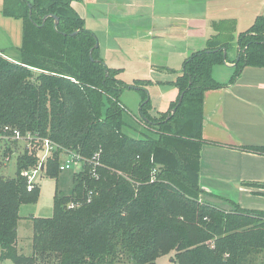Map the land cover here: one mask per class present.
I'll return each mask as SVG.
<instances>
[{"label":"trees","instance_id":"1","mask_svg":"<svg viewBox=\"0 0 264 264\" xmlns=\"http://www.w3.org/2000/svg\"><path fill=\"white\" fill-rule=\"evenodd\" d=\"M75 1H3L4 14L26 26L18 58L0 51V129L9 126L40 140L19 153L17 143L0 140V261L156 264L173 254L174 264H264L263 211L232 203L225 212L199 200L203 94L221 86L211 71L224 64L230 46L191 53L173 83L177 98L152 135L136 129L129 135L120 96L133 89L141 94L134 118L139 125L151 111L148 93L126 85L105 65L96 37L72 7ZM236 37V69L264 67V15ZM42 139L56 147L43 162V176L58 179L62 151L84 162L67 193L56 188L52 215L30 218L31 254L25 256L17 247L19 209L37 200L39 187L28 192L20 172L38 164ZM241 148L264 155V147ZM10 154L16 158L13 176L2 165ZM70 202L78 206L69 209Z\"/></svg>","mask_w":264,"mask_h":264},{"label":"crops","instance_id":"2","mask_svg":"<svg viewBox=\"0 0 264 264\" xmlns=\"http://www.w3.org/2000/svg\"><path fill=\"white\" fill-rule=\"evenodd\" d=\"M72 7L118 79L156 96L154 116L176 100L173 83L191 53L233 43L264 14V0H76ZM211 76L221 86L203 94L199 200L225 212L232 203L264 212V155L241 148L264 147V67L227 62Z\"/></svg>","mask_w":264,"mask_h":264},{"label":"rangeland","instance_id":"3","mask_svg":"<svg viewBox=\"0 0 264 264\" xmlns=\"http://www.w3.org/2000/svg\"><path fill=\"white\" fill-rule=\"evenodd\" d=\"M3 7V5L0 6V51L8 57L18 58L17 49L22 43V32L26 26V22L21 18L7 16L3 12ZM225 45L230 46L229 50H232L233 56L230 61L224 59V64L228 62L229 64L232 63L235 66L239 56L237 37L233 43H225L222 47ZM150 92L151 91L148 88L147 93L149 105L152 109L155 104L156 96ZM122 95L123 96L120 98V102L126 108L124 119L126 123L132 127L126 129L125 132L129 135H137V133H135L136 129L138 131H143L148 135H152L151 131L155 128L156 124L160 122L162 116L149 114L145 121H142L143 123L139 125L136 124L134 118L138 116L141 94L137 90H124ZM25 144L26 143L24 141L18 142L16 152L19 153L24 148ZM14 156L15 154L12 155L8 164L3 165V171L7 174V176L14 175L16 159ZM77 168L78 166H75L72 170L61 173L57 180L43 175H40L37 178V185L39 187L37 200L34 203L22 205L19 209L20 219L17 226V244L18 251L21 254L25 256L31 254L32 222L30 218H49L52 215L53 196L56 188L62 194L67 193L69 188L72 186L73 174L78 172ZM172 255L173 254H164L158 258L156 264H174L169 262ZM0 264L14 263L9 260H2L0 261Z\"/></svg>","mask_w":264,"mask_h":264},{"label":"built area","instance_id":"4","mask_svg":"<svg viewBox=\"0 0 264 264\" xmlns=\"http://www.w3.org/2000/svg\"><path fill=\"white\" fill-rule=\"evenodd\" d=\"M0 140L2 142H13L17 143L24 141L27 147H29V143L31 141H38L40 140L35 135H31L29 133L22 134L19 130L16 128H12L9 126H5L0 129ZM42 154L40 156V160L38 164L33 167L26 170H22L20 172V177L24 178L26 180L27 184V191L31 192L37 185V178L41 175L42 176V168L43 162L46 161V159L50 156L52 150L55 147V145L49 141L48 139H42ZM12 155H6L2 160V165H6L11 160ZM84 162V159L80 156L70 152V151H62L61 154V163L59 165V172L64 173L67 171L72 170L75 166H78V171L81 169V165ZM91 175H94V171H91ZM38 186V185H37ZM91 195V194H90ZM90 195L88 198V201L90 199ZM78 206L75 202L68 203L67 207L69 209H74Z\"/></svg>","mask_w":264,"mask_h":264},{"label":"water","instance_id":"5","mask_svg":"<svg viewBox=\"0 0 264 264\" xmlns=\"http://www.w3.org/2000/svg\"><path fill=\"white\" fill-rule=\"evenodd\" d=\"M53 18H54V20H55V25H56L57 22H58V20H57L56 17H53ZM223 53H224V58H225V56H226V51H223ZM180 103H181V98L179 99V101H178V103H177V106H179ZM173 112H174V110L172 111V113H173ZM41 168H43V166H41Z\"/></svg>","mask_w":264,"mask_h":264}]
</instances>
